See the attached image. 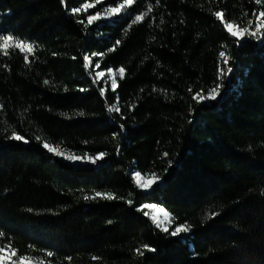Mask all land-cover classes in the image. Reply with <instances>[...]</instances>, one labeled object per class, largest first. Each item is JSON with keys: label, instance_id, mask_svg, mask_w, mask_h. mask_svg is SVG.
I'll list each match as a JSON object with an SVG mask.
<instances>
[{"label": "trees", "instance_id": "1", "mask_svg": "<svg viewBox=\"0 0 264 264\" xmlns=\"http://www.w3.org/2000/svg\"><path fill=\"white\" fill-rule=\"evenodd\" d=\"M121 3L0 0V36L34 49L0 50V246L42 264H264V29L224 27L257 31L264 0L108 14ZM44 143L104 155L72 166ZM134 172L164 184L143 192ZM146 204L168 211L167 231Z\"/></svg>", "mask_w": 264, "mask_h": 264}, {"label": "snow or ice", "instance_id": "2", "mask_svg": "<svg viewBox=\"0 0 264 264\" xmlns=\"http://www.w3.org/2000/svg\"><path fill=\"white\" fill-rule=\"evenodd\" d=\"M97 2H99V0H97ZM157 2H159V0H157ZM256 2L259 4V3H261V0H256ZM133 3H134V0H123V3L119 4L117 7H113V8L107 9L108 14L109 15L116 14V13L122 11L126 6L132 5ZM83 7L86 9L88 7H92V5L85 4ZM72 11L75 13V12L81 11V9L80 8H74V9H72ZM148 11L149 12L151 11V6L148 7ZM146 14L147 13H142L140 15H137L135 17V20L133 21V23H136L138 21H141ZM214 15L218 19H223V13L222 12H216V13H214ZM259 15H260V17H264V11L260 12ZM96 19H99V13H97L94 16H89L88 17V23H92ZM224 27L233 36H236V35L240 34L237 31H233L234 25L232 23H227L226 22L224 24ZM256 29H257V31H254V32L249 33V30L247 28H245V29L242 30V32L244 34H250L252 36H256L257 35V32H259L260 29H264V20H260L259 24L256 25ZM117 44H119V41H117ZM12 47L19 48V49H21V51H26V52H29V53H31V52L34 51L33 46L30 45V44H27V43H25L23 41H14V38L11 37V36H0V50H3V54L4 55H8L9 54L8 53V49L9 48H12ZM112 50H114V49H110V51H112ZM220 55L223 57L224 56V53H221ZM85 59H86V61L88 60V58H85ZM109 71H111V70H109ZM124 72H125V70L123 68H120L118 70L119 76L121 78H123ZM100 75H103V73H100ZM45 83H48V82L45 81ZM116 84H117L116 79L113 78L112 79L113 89H115ZM102 92H103V90H102ZM216 94H217V90L216 89H212V91L210 93V98L215 99ZM199 98L200 99H206L207 97L200 96ZM110 110L111 111H119V108H118V106H113ZM12 138L13 139H16V140H24V137L23 136L15 133V132L12 133ZM37 139H39V137H37ZM43 147L46 148L49 152H54L56 155L64 156V153L62 151H59L56 147H53V146L49 145L48 143H44L43 144ZM103 155H104V153H100L98 157H96V158H89V159H91L92 162L94 163L95 162V159H98V158L102 157ZM67 158L70 159V160H80L81 159V157H76V156H68ZM134 175H135V177L138 178V182H139V178H140V175L141 174L140 173H135ZM152 182H155V180H153ZM150 186L151 185L149 183H140V187H142V188L143 187H150ZM95 195H96V197H103V198H106V199H113V196L110 193H96ZM88 198L89 197H85V199H88ZM92 198L95 199V197H92ZM149 207H155V206H149ZM160 211L163 212L164 210L163 209H160ZM165 215L167 216L168 214L165 212ZM212 215H215V213H213ZM189 227L190 226H187V225H180L171 234L173 236H175V235H177L180 232H187V231H189ZM164 230L167 231V229H164ZM0 235H3V234L0 233ZM143 247L144 248H148L147 245H144ZM3 252H4V249L3 248H0V253H3ZM137 252L139 254H141V255L143 254L139 249H137ZM11 255L12 256H15L16 255L15 251H13ZM48 255L51 256L52 253H48ZM10 258L11 257H9V259ZM4 259L5 258L2 255H0V260H4ZM18 259L20 261H25V260H28L29 258L28 257H25V256H20ZM13 264H16V262L13 261Z\"/></svg>", "mask_w": 264, "mask_h": 264}, {"label": "rangeland", "instance_id": "3", "mask_svg": "<svg viewBox=\"0 0 264 264\" xmlns=\"http://www.w3.org/2000/svg\"><path fill=\"white\" fill-rule=\"evenodd\" d=\"M243 29H240L238 28L237 26L234 25V28H233V31H237L238 35L236 36H233L239 40H246L248 39L249 37H257L256 36H252L250 34H244L242 32ZM255 30H249V33L251 32H254ZM100 73H103V75H100ZM105 72L104 71H99L98 72V76L100 78H102L104 76ZM110 76V80H111V84H112V79L114 78V74L113 72H110L109 74ZM117 86V84H116ZM210 98V96H209ZM218 98V93L216 94V97L215 99ZM212 99V98H211ZM53 147H56L59 151H62L64 153V156H59V155H56L54 152H51L54 156L64 160L65 162H67L68 164L72 165V166H99L100 164V158L98 159H95V162L93 163L91 159L89 158H92V157H83V156H76L74 154H72L71 152L61 148V147H57V146H53ZM68 156H76V157H81L80 160H70L68 159L67 157ZM98 157V156H97ZM96 158V157H94ZM135 173H138V172H134ZM135 176V175H134ZM139 187H140V183H149L151 186L150 187H140V189L143 191V192H146V193H150L154 190L155 186L159 185V186H162L164 184V180L161 179V178H158V177H145L143 175H140V178H139V182H138V178L135 177ZM153 180H155V182H152ZM149 206H155V207H149ZM145 208L148 209L149 213H150V216L152 217V219L154 220V222L156 223V225L158 227H160L161 229H169L173 223V219L171 217V215L168 213V211L162 207V206H159V205H155V204H146L144 205ZM160 209H163L164 211L161 212ZM165 212L168 214L167 216L165 215ZM178 228V227H177ZM176 229H174L175 231ZM186 232H180L178 233L177 235H182ZM0 248H3L2 246H0ZM4 249V252L3 253H0V255H2L5 259L4 260H0V264H13V261L16 262V264H42L40 261L38 260H35V259H31L29 258L28 260H25V261H20L18 258L20 256H12V252L3 248ZM9 257H11L9 259Z\"/></svg>", "mask_w": 264, "mask_h": 264}]
</instances>
